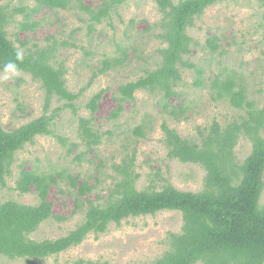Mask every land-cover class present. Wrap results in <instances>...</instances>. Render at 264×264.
<instances>
[{"label": "trees", "instance_id": "16d2710c", "mask_svg": "<svg viewBox=\"0 0 264 264\" xmlns=\"http://www.w3.org/2000/svg\"><path fill=\"white\" fill-rule=\"evenodd\" d=\"M151 1L163 16L162 21L153 27L159 32L156 38L164 46L158 50L160 62L155 69L145 70L136 81L117 86V90L112 92L115 108L110 111L108 121L116 125L122 118L125 105L133 104L138 92L156 96L162 108L161 114L176 121L186 118L190 108L185 106L187 100L179 88L184 71H194V87L208 88L214 103H226L238 113L226 124L213 120L207 126L197 127L195 138H183L167 123L162 125L168 159L200 166L206 174L203 190L183 192L170 184L161 190H138L139 176L133 171L135 151L131 157L126 155L120 165L113 164L116 183L102 203L90 198L95 187L82 182L78 175L73 176L65 169L53 172L25 169L23 166L15 190L20 195L34 194L38 202L35 205L13 200L0 202V257L36 264L80 246L91 234L97 237L106 234L112 225L119 227L129 219L177 212L182 215L181 232L169 234V250L153 264H264V205L261 203L264 193V106L260 107L250 98L249 86L242 72L223 69L206 83V71L190 62L194 51L202 46L189 35V31L195 28L196 22L209 8L224 0ZM257 1L264 7V0ZM124 2L101 0L95 8L86 6L82 0H4L0 4V76L8 71L29 75L45 93L41 117L11 131H6L0 122L1 187H5L13 176L17 154L26 146L33 145L37 138L58 137L62 146H70L69 153L74 149L78 151V144L67 145L64 138L56 136L57 120L66 110L78 115V102L96 80L129 66L132 62L130 53L137 49L131 44L114 42L115 51L104 55L99 66L92 70L86 86L75 93L68 87L66 64L58 61V54L66 47L80 49L86 56L94 51H87L79 45V39L73 42L54 40L44 46L33 44L28 47L29 40L22 42L18 35L36 32L40 23L35 18L45 11H76L82 16L80 20L91 43L98 26L108 23L113 27V16L118 14V7ZM13 27L15 34L10 33ZM82 30L79 27L73 32L71 40ZM219 40L217 36L209 38L203 51H208L211 56H222ZM17 52L22 53V60L16 59ZM9 62L17 64L19 71L6 69ZM88 68L91 69L90 66ZM107 92L101 90L93 95L86 105L90 117L79 118L78 139L85 150L76 153L75 160L83 161L86 154L95 153L102 144L103 135L113 134L111 131L102 133L94 123L99 104ZM55 101L61 105L53 109ZM174 101H177V106ZM151 130L152 122L145 115L139 123L128 128L125 135L145 139ZM243 138L252 144V152L240 163L236 148ZM63 184L70 189L74 214H81L82 222L61 238L32 239L31 236L47 221L68 220L55 215L54 203L50 200L55 188L64 193ZM71 264L105 263L79 259Z\"/></svg>", "mask_w": 264, "mask_h": 264}, {"label": "rangeland", "instance_id": "374dc122", "mask_svg": "<svg viewBox=\"0 0 264 264\" xmlns=\"http://www.w3.org/2000/svg\"><path fill=\"white\" fill-rule=\"evenodd\" d=\"M25 2V0H23ZM176 3L179 0H174ZM4 0H0L2 4ZM31 4V1H29ZM86 6L95 8L101 0H82ZM76 11H45L35 18L40 27L34 33H21L18 38L30 44L44 46L52 41L79 39V45L93 54L86 56L80 49L66 47L58 54V61L66 64L68 87L78 93L86 86L95 70L107 53L115 51L116 43L134 45L137 49L130 53L132 62L119 72L108 73L96 80L84 97L78 102L79 113L63 111L54 128L56 136L65 139L67 145L78 144L79 149L68 152L58 137H40L33 145H28L16 156L13 176L6 186H0V202L13 200L25 205L37 204L34 194L20 195L15 189L21 167L44 171L65 169L73 176H80L95 190L90 194L93 201L102 203L116 183L117 177L113 164L120 165L126 155L132 156L135 151L134 174L139 176L137 189L155 188L161 190L170 184L183 192L198 193L203 190L205 171L196 165H184L167 157L164 145L162 125L167 123L183 138L197 137L196 128L207 126L213 120L226 124L237 116L236 109L226 103H214L208 88L194 87L196 75L192 70L184 71L183 83L179 91L187 100L189 109L186 118L174 120L161 114L159 100L156 96L144 92L136 94L133 104L125 105L122 118L116 125L108 121L110 111L115 108L112 92L120 84L136 81L147 69L153 70L160 62L158 50L164 47L156 38L159 33L153 27L162 21L163 16L151 0H125L118 7V14L113 16V27L104 23L97 27L91 39L86 37L87 30ZM82 17V16H81ZM86 17H84L85 19ZM73 40L71 35L78 28ZM15 34L16 30L10 31ZM189 35L202 47L196 49L190 62L203 68L205 82L223 69H235L244 74L250 90V98L260 107L264 106V7L257 0H224L209 8L203 17L196 22ZM213 36L219 37L220 52L211 56L203 51L206 41ZM70 38V39H69ZM17 46L19 44H16ZM92 45L93 47H89ZM91 67L89 69L88 67ZM22 81V82H20ZM108 90L102 98L95 115L97 127L102 133L111 131L112 135H103L102 144L95 153L86 154L83 161L75 160L76 153L83 152L85 147L78 139L79 118H89L86 109L89 99L100 92ZM45 93L39 83L31 76L8 71L0 76V122L6 131L17 129L43 114ZM176 106L177 101L173 102ZM56 101L53 109L60 107ZM145 115L150 117L152 130L145 139L131 138L125 135L128 128L139 123ZM264 136V135H263ZM252 144L241 139L236 154L240 163L251 154ZM65 184L60 190L54 189L50 200L54 203L56 216L67 218L65 222L49 220L38 232L31 236L34 240H55L67 235L82 222L81 214H74V199ZM264 205V193L261 199ZM183 225L182 215L177 212H161L154 216L129 219L121 226L112 225L108 232L99 237L91 234L78 247L38 261L36 264H71L76 260L100 261L105 264H153L169 250V234H179ZM0 264H25V260L11 261L0 257Z\"/></svg>", "mask_w": 264, "mask_h": 264}, {"label": "clouds", "instance_id": "9594fccd", "mask_svg": "<svg viewBox=\"0 0 264 264\" xmlns=\"http://www.w3.org/2000/svg\"><path fill=\"white\" fill-rule=\"evenodd\" d=\"M16 59L17 60H22L23 56L21 52H17L16 53ZM6 69H15L16 71H19V67L17 64H15L14 62H9L8 64L5 65Z\"/></svg>", "mask_w": 264, "mask_h": 264}]
</instances>
